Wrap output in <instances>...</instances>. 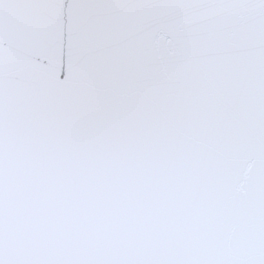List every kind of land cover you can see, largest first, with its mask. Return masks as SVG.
<instances>
[{
    "label": "snow or ice",
    "instance_id": "6c2138e0",
    "mask_svg": "<svg viewBox=\"0 0 264 264\" xmlns=\"http://www.w3.org/2000/svg\"><path fill=\"white\" fill-rule=\"evenodd\" d=\"M0 264H264V0H0Z\"/></svg>",
    "mask_w": 264,
    "mask_h": 264
}]
</instances>
